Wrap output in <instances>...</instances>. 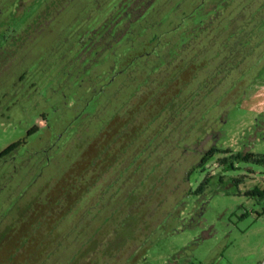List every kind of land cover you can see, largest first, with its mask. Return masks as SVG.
<instances>
[{
	"label": "rangeland",
	"instance_id": "374dc122",
	"mask_svg": "<svg viewBox=\"0 0 264 264\" xmlns=\"http://www.w3.org/2000/svg\"><path fill=\"white\" fill-rule=\"evenodd\" d=\"M18 141L0 264H258L264 165L230 158L264 155V0H0Z\"/></svg>",
	"mask_w": 264,
	"mask_h": 264
},
{
	"label": "trees",
	"instance_id": "16d2710c",
	"mask_svg": "<svg viewBox=\"0 0 264 264\" xmlns=\"http://www.w3.org/2000/svg\"><path fill=\"white\" fill-rule=\"evenodd\" d=\"M35 132H36L35 128H32L26 133V136L29 137V136L33 135ZM23 144H24V141H18V142H15V143H12L11 145H9L6 149H4L3 151L0 152V160L5 158L6 156H8L10 153L15 151L19 146H21ZM215 151H217V150L216 149L209 150L205 154V156L201 158L200 166H203L204 164H206L207 161L212 158L213 153ZM230 159H233L235 161L236 160L237 161H246V162L252 161L258 166L264 165V155H258L257 156V155H253L251 153H246V154L242 155L241 153H238L235 157H232ZM228 169H233L232 164L228 165ZM207 181H208L207 178L204 179V181L201 183V185L197 191H199L203 186H205ZM248 195L249 196H261L262 197L264 195V191L261 192L257 189H254L251 192H249Z\"/></svg>",
	"mask_w": 264,
	"mask_h": 264
},
{
	"label": "built area",
	"instance_id": "2783aa9c",
	"mask_svg": "<svg viewBox=\"0 0 264 264\" xmlns=\"http://www.w3.org/2000/svg\"><path fill=\"white\" fill-rule=\"evenodd\" d=\"M258 264H264V257Z\"/></svg>",
	"mask_w": 264,
	"mask_h": 264
}]
</instances>
